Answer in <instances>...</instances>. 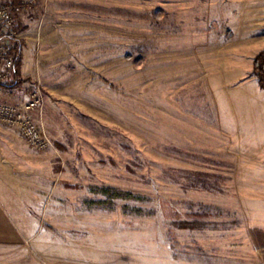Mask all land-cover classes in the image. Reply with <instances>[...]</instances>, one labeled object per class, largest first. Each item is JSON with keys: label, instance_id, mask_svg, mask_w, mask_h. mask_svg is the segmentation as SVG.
Instances as JSON below:
<instances>
[{"label": "rangeland", "instance_id": "374dc122", "mask_svg": "<svg viewBox=\"0 0 264 264\" xmlns=\"http://www.w3.org/2000/svg\"><path fill=\"white\" fill-rule=\"evenodd\" d=\"M18 33L6 85L41 84L51 140L6 125L28 149V263L245 264L264 119L231 132L229 101L264 97V0H37Z\"/></svg>", "mask_w": 264, "mask_h": 264}, {"label": "crops", "instance_id": "0c3cea01", "mask_svg": "<svg viewBox=\"0 0 264 264\" xmlns=\"http://www.w3.org/2000/svg\"><path fill=\"white\" fill-rule=\"evenodd\" d=\"M254 110L258 111V115L264 119V97L261 96L258 104H254L247 98H231L229 101V124L234 129L232 128L230 131L241 134L249 133L247 117ZM15 131L0 124V264H29L28 258L22 252L25 230L30 224L29 205L23 202L24 196L30 197V193H28L30 191L29 157L27 156L28 149L22 150L21 143L13 140L12 135H15ZM245 140L243 138L240 141L239 149L248 146ZM255 159V165L260 172L262 186H264V153ZM251 163L253 164V162ZM32 190L34 195L35 188L32 187ZM247 192L249 193V190L246 189L245 195L248 194ZM250 194L252 197H259L264 202V189L261 192L256 189ZM252 197L250 196L251 203L247 204L244 209V245L246 246L244 263L264 264V204L255 205L258 200L253 201ZM14 251L16 252L14 253ZM237 258L235 257V259Z\"/></svg>", "mask_w": 264, "mask_h": 264}, {"label": "built area", "instance_id": "2783aa9c", "mask_svg": "<svg viewBox=\"0 0 264 264\" xmlns=\"http://www.w3.org/2000/svg\"><path fill=\"white\" fill-rule=\"evenodd\" d=\"M36 1L0 2V123L14 128L30 147L45 150L51 140L38 118L45 99L41 84L34 82L25 98L19 101L12 100L13 92L6 85L15 61L12 40L19 36L18 16Z\"/></svg>", "mask_w": 264, "mask_h": 264}, {"label": "trees", "instance_id": "16d2710c", "mask_svg": "<svg viewBox=\"0 0 264 264\" xmlns=\"http://www.w3.org/2000/svg\"><path fill=\"white\" fill-rule=\"evenodd\" d=\"M18 0H11L12 3L17 2ZM18 30V28H17ZM14 45L13 49H15V61L13 65V72L15 74V77L19 75V67H20V62H21V41H19L18 38L14 39ZM253 69L254 72L256 73L258 83L261 86L262 89H264V50H262L254 59L253 61ZM17 78H14V81L11 83V85L16 83ZM108 191V190H106ZM125 195H130V193H125Z\"/></svg>", "mask_w": 264, "mask_h": 264}]
</instances>
